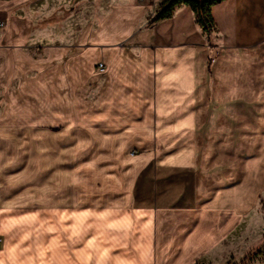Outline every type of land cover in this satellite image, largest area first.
<instances>
[{
  "label": "crops",
  "instance_id": "crops-1",
  "mask_svg": "<svg viewBox=\"0 0 264 264\" xmlns=\"http://www.w3.org/2000/svg\"><path fill=\"white\" fill-rule=\"evenodd\" d=\"M93 1L0 0V56L43 48L63 127L53 151L70 169L89 146L121 152V209L78 210L77 189L67 207L59 182L48 211H0V264L228 263L246 250L254 214L221 204L231 182L213 137L217 120L232 119L228 105L253 101L238 102L254 98L238 88H264V0L213 5L211 35L189 5L149 24L164 0H98L97 19Z\"/></svg>",
  "mask_w": 264,
  "mask_h": 264
},
{
  "label": "rangeland",
  "instance_id": "rangeland-1",
  "mask_svg": "<svg viewBox=\"0 0 264 264\" xmlns=\"http://www.w3.org/2000/svg\"><path fill=\"white\" fill-rule=\"evenodd\" d=\"M93 4L97 19L105 9L98 0ZM81 5L85 6L84 2ZM32 10L37 20V9ZM48 11L47 8V14ZM84 11L89 14L92 10L82 8L79 27ZM49 27L52 30L53 26ZM43 56V48L38 46L21 54L0 56V211H48L52 209L54 193L60 189L59 182L67 207L75 206L69 200L77 189L78 210L119 211L121 152L91 151L94 147L89 146V150L76 154L78 167L70 169L63 165L66 161H62L60 151H53L54 134H60L63 127L53 117V77L39 65ZM237 92L239 96L247 92L254 96H242L238 102L253 101L227 106L232 119L217 120L212 154L217 157L216 170H221L223 186L229 182L232 185L223 187L221 204L253 211L254 215L246 250L239 248L226 264H264V88L241 87ZM194 138L191 144L198 142ZM142 154L145 153L138 149L128 153L131 158ZM86 162L93 165L85 166ZM71 175L77 177L73 191L69 190ZM3 239L0 233L1 242Z\"/></svg>",
  "mask_w": 264,
  "mask_h": 264
},
{
  "label": "trees",
  "instance_id": "trees-1",
  "mask_svg": "<svg viewBox=\"0 0 264 264\" xmlns=\"http://www.w3.org/2000/svg\"><path fill=\"white\" fill-rule=\"evenodd\" d=\"M223 0H164L155 15L149 21L152 24L158 20L170 18L173 16L175 9L181 5H189L196 14L197 22L201 26L203 32L211 35L216 30L215 21L212 15L213 5ZM211 50L214 45L210 42ZM215 53L211 51L209 57V69L213 65Z\"/></svg>",
  "mask_w": 264,
  "mask_h": 264
},
{
  "label": "built area",
  "instance_id": "built-area-1",
  "mask_svg": "<svg viewBox=\"0 0 264 264\" xmlns=\"http://www.w3.org/2000/svg\"><path fill=\"white\" fill-rule=\"evenodd\" d=\"M98 68H99L100 70H103V69H104V65H103L102 63H100V64L98 65ZM0 243H1V240H0Z\"/></svg>",
  "mask_w": 264,
  "mask_h": 264
}]
</instances>
